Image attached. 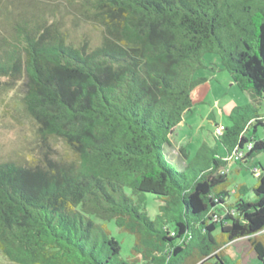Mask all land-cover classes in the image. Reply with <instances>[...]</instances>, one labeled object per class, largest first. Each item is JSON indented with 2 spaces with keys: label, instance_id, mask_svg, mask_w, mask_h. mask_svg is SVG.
<instances>
[{
  "label": "trees",
  "instance_id": "trees-1",
  "mask_svg": "<svg viewBox=\"0 0 264 264\" xmlns=\"http://www.w3.org/2000/svg\"><path fill=\"white\" fill-rule=\"evenodd\" d=\"M208 53L252 104L216 125L224 152L203 144L181 168L167 149ZM0 78L24 87L44 146L0 161L13 264H241L229 244L264 230L263 165L251 187L230 177L264 152V0H0ZM109 222L135 237L127 259ZM250 241L264 262V234Z\"/></svg>",
  "mask_w": 264,
  "mask_h": 264
},
{
  "label": "rangeland",
  "instance_id": "rangeland-1",
  "mask_svg": "<svg viewBox=\"0 0 264 264\" xmlns=\"http://www.w3.org/2000/svg\"><path fill=\"white\" fill-rule=\"evenodd\" d=\"M67 21L68 25L72 24L69 17ZM77 32L79 33V31ZM89 33L94 36V43L97 44L100 36L99 31L93 27ZM205 63L208 68L197 71L196 77H205L207 80L192 90L193 109L186 114L184 121L175 132V145L167 149L170 158L176 161L181 168L186 165L187 161L192 165L197 164L195 162L196 154L203 144L217 149L220 153L224 152L223 147L215 138L216 125L220 123L229 124V113L234 107L252 104L248 91L241 89L230 80L229 74L223 69L218 55L206 54ZM5 82V79L0 78V161L9 159L31 161L33 158L41 156V148H44L42 136L36 124L24 111L22 101L24 87L15 85L9 88ZM257 134L260 138H264V128L259 127ZM180 147L186 149L189 155L188 159L185 160L181 157ZM58 149L67 150L61 144L58 145ZM255 163H261L264 167V152L259 153L247 164L235 163L232 164L233 166L231 165V188L239 182H245L249 187L256 183V175L259 174V171L254 170ZM252 170L256 171L257 174H253ZM148 197L147 210L150 217L155 218L159 213L161 202L152 195ZM108 225L113 235L121 243L122 256L127 259L134 244V235L119 231L113 222H109ZM263 233L264 230L234 242V245L241 252L238 251L243 264H264L257 258L250 241V237ZM0 264L13 263L0 251ZM227 264H234V262L229 260Z\"/></svg>",
  "mask_w": 264,
  "mask_h": 264
},
{
  "label": "crops",
  "instance_id": "crops-1",
  "mask_svg": "<svg viewBox=\"0 0 264 264\" xmlns=\"http://www.w3.org/2000/svg\"><path fill=\"white\" fill-rule=\"evenodd\" d=\"M264 234V233H263ZM263 234H261V235H259V236H262ZM240 239V238H239ZM238 240V239H237ZM237 240H235V241H237ZM235 241H233L232 243H230L229 245H230V247L232 248V250H233V252H235V254H236V256L239 258V260H240V263L241 264H243L242 263V257L240 256V254H239V250L237 249V247L234 245V242ZM254 249V248H253ZM239 251V252H238ZM254 251L256 252V250L254 249ZM241 253V252H240ZM256 254H257V252H256ZM257 258H258V255H257Z\"/></svg>",
  "mask_w": 264,
  "mask_h": 264
},
{
  "label": "built area",
  "instance_id": "built-area-1",
  "mask_svg": "<svg viewBox=\"0 0 264 264\" xmlns=\"http://www.w3.org/2000/svg\"><path fill=\"white\" fill-rule=\"evenodd\" d=\"M223 128H224V127L221 125V126L218 127L217 131H218V132H221V130H222ZM250 147H251V144L248 145V148H250ZM237 159H239V156H235V157H234V160H237Z\"/></svg>",
  "mask_w": 264,
  "mask_h": 264
}]
</instances>
